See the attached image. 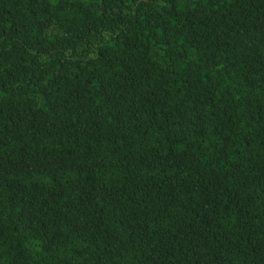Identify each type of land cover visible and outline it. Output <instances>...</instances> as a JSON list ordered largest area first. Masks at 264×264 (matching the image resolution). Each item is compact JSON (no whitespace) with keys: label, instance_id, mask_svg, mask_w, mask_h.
Masks as SVG:
<instances>
[{"label":"trees","instance_id":"16d2710c","mask_svg":"<svg viewBox=\"0 0 264 264\" xmlns=\"http://www.w3.org/2000/svg\"><path fill=\"white\" fill-rule=\"evenodd\" d=\"M0 264H264V0H0Z\"/></svg>","mask_w":264,"mask_h":264}]
</instances>
